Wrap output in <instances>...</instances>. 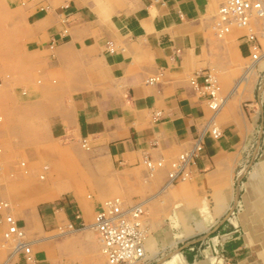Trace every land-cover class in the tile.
<instances>
[{"label":"rangeland","instance_id":"obj_1","mask_svg":"<svg viewBox=\"0 0 264 264\" xmlns=\"http://www.w3.org/2000/svg\"><path fill=\"white\" fill-rule=\"evenodd\" d=\"M17 1L19 5L8 6L6 0H0V199L10 202L8 212L20 218L21 224L26 213H34L35 222L25 229L26 237L50 241L49 264L109 263L100 252L93 228L94 246L81 230L77 231L80 228H43L40 206L48 203L55 207L71 198L97 203L113 195L128 202H146L156 251L141 264H181L178 247L206 233L228 212L250 223L246 231L252 255L248 259L264 264V240L251 239L253 232L264 235V166L259 163L264 153V105L260 109L253 104L258 88L262 85L264 90V67L260 69L264 58L255 64L257 72L249 74L253 64H249V47L245 40L236 38L244 30L235 29L220 39L213 36L208 22L202 30V52L194 56L199 59L198 67L210 66L217 74L225 96L218 111H209L218 113L217 124L232 123L236 132L233 151L227 154L229 165L221 167L219 177L206 180V184L193 178L164 184L161 175L147 178L141 166L114 165L107 156L61 135L58 113L68 101L66 96L74 89V81L82 76L84 64L81 58L72 57L57 69L47 68L49 51L37 48L39 31L33 27L30 10H24L25 4ZM38 3V7L45 5ZM21 160L26 172L19 165ZM57 184L68 189L52 200L39 199L42 192L48 193ZM212 217L215 221L208 228L193 233L197 220L205 222ZM183 232L187 234L179 237ZM37 248L39 245L34 246ZM10 250L0 246L2 259L9 253L6 264H18L17 255Z\"/></svg>","mask_w":264,"mask_h":264},{"label":"crops","instance_id":"obj_2","mask_svg":"<svg viewBox=\"0 0 264 264\" xmlns=\"http://www.w3.org/2000/svg\"><path fill=\"white\" fill-rule=\"evenodd\" d=\"M222 1L40 0L26 3L24 10H30L33 27L39 31L36 46L49 51L47 68L57 69L72 57L81 58L84 64L82 76L74 81V89L68 92V101L58 113L61 135L80 144L86 138L89 148L85 149L103 154L123 168L141 166L145 176L144 156L167 159L187 148L203 132L209 119L216 121L218 114L210 113L204 98L189 84L188 78L194 72L210 68L198 67L199 59L194 56L202 52V30L210 24ZM6 2L8 6L19 5L17 0ZM38 2L49 7L40 9ZM63 17L67 18L66 25ZM64 26H67L66 32L62 31ZM107 41L113 43V50ZM260 63L261 69L264 63ZM256 67L251 64L248 73H256ZM159 70L161 78L147 82L148 76ZM198 79L201 80V75ZM155 111L160 113L154 117ZM232 125H219L222 134L218 138L204 133L193 180L206 184V180L219 177L221 167L229 165L227 154L233 151L231 148L237 141ZM259 163L264 166V153ZM158 175L165 181L166 166L157 168L151 177ZM66 188L57 184L48 193L42 192L39 199L52 200ZM182 189L187 190L185 186ZM88 197L92 198L91 194ZM98 203L65 199L55 207L43 204L38 215L43 228H56L64 220L71 222L94 246L91 219ZM34 216L32 211L26 213L25 229L35 222ZM241 218L228 212L206 233L182 243L178 247L181 264H253L248 259L252 255L246 231L251 228L250 223ZM213 221V217L205 222L197 220L193 233H201ZM1 230L2 225L0 234ZM186 234L183 232L179 237ZM252 237L253 241L264 240L261 232H253ZM29 240L34 261L29 262L22 253H17L18 264H49L50 241L41 237ZM155 251V239L150 234L145 259ZM8 254L3 255V264L10 260Z\"/></svg>","mask_w":264,"mask_h":264},{"label":"built area","instance_id":"obj_3","mask_svg":"<svg viewBox=\"0 0 264 264\" xmlns=\"http://www.w3.org/2000/svg\"><path fill=\"white\" fill-rule=\"evenodd\" d=\"M30 1L37 2V0H20L22 4ZM48 7V4L39 6L40 9ZM66 21L67 18L63 17L62 22L65 24ZM210 29L213 36L220 39L225 38L235 29L244 30L238 33L236 38L243 39L247 43L249 64L255 65L264 58V47L260 40L264 38V0H223L210 23ZM62 31L66 32L67 26H64ZM107 44L109 49L113 50V43L107 41ZM199 75L201 80L198 79ZM161 76L162 71L159 70L148 76L146 80L152 83L158 81ZM188 81L204 98L210 110L216 112L225 98L221 92L217 74L212 69L206 68L191 74ZM261 86L253 99V104L260 109L264 105V90L260 89ZM159 113L160 111H155L153 116H158ZM206 132L213 138H218L222 134L219 124L210 118L203 132L195 137L187 148L170 158L144 156L142 162L146 167L147 175L151 176L157 168L166 166L164 184L192 179L196 158L203 148V135ZM81 144L89 148L86 138L81 139ZM19 165L24 172L27 171L24 161L21 160ZM43 168H46V165ZM10 207L8 200L0 199V225H2L0 246L9 247L12 254L22 253L27 261L32 262L34 261L32 241L26 237L24 225L8 212ZM2 210L5 212L2 213ZM91 225L99 240L100 249L109 264H131L140 262L145 257L146 241L150 234L145 202L141 200L128 202L119 195L106 197L95 207ZM72 227L75 226L69 221L58 225L60 229Z\"/></svg>","mask_w":264,"mask_h":264},{"label":"bare ground","instance_id":"obj_4","mask_svg":"<svg viewBox=\"0 0 264 264\" xmlns=\"http://www.w3.org/2000/svg\"><path fill=\"white\" fill-rule=\"evenodd\" d=\"M224 102V101H223ZM223 104V103H222ZM222 106V105H221ZM220 106V107H221ZM220 107L218 108V110L220 109ZM218 110H216V111H218ZM214 120V119H213ZM216 122V121H215ZM24 227V226H23ZM24 229H25V227H24ZM72 229H76V227H72ZM150 235V234H149ZM149 235H148V238H147V241H148V239H149ZM147 241H146V247H147ZM102 252V251H101ZM103 254V253H102ZM104 255V254H103ZM146 255H147V253H146ZM146 255H145V257H146ZM145 257L140 261V262H134V263H131V264H141V262L143 261V260H145Z\"/></svg>","mask_w":264,"mask_h":264}]
</instances>
